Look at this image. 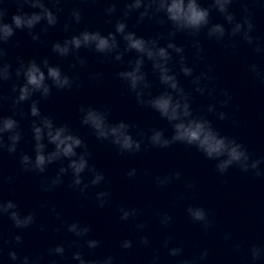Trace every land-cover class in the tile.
<instances>
[{
  "label": "clouds",
  "instance_id": "clouds-1",
  "mask_svg": "<svg viewBox=\"0 0 264 264\" xmlns=\"http://www.w3.org/2000/svg\"><path fill=\"white\" fill-rule=\"evenodd\" d=\"M82 3H103L101 15L104 23L112 30L104 33L85 26L77 30L74 25L84 21L83 9L72 7L62 25L66 35L62 40L51 43L50 52L61 61L69 57V69L87 67V59L81 50L94 53L101 64H118L115 79L134 97L136 104L157 114L166 121L171 134L165 128L151 127L147 131L139 124L125 120L112 122L108 107L78 105L79 123L87 127L91 135L101 143L111 145L121 156H137L151 149H169L175 144L194 148L209 161L215 162V170L225 176L229 169L251 173L264 178V156L255 157L235 136L224 135L214 124L230 120L238 124L224 109L231 105L232 95L227 88L219 87L218 77L213 75L215 65L208 62L204 41L217 45L226 56H235L240 47L264 59V41L256 35L255 14L264 11L262 0H80ZM67 0H0V107L10 101L11 115L0 114V158L7 153L14 156L19 173L39 177V191L52 193L61 186L90 199L93 206L103 209L112 200V192L106 186L111 181L104 172L91 163L93 153L84 139L69 123H57L54 118L41 111V101L48 100L56 92L79 90L84 86L79 74L70 75L61 63H51L49 56L32 57L25 60L15 57V67L7 59L5 45L19 32H25L34 43L43 45L42 34L60 24V14ZM9 5H15L11 11ZM239 5V15L234 8ZM218 14L223 22L214 21ZM129 21H133L131 27ZM39 26V31L37 27ZM145 27L154 29L151 35H140ZM183 38L186 44L177 43ZM15 47H20L19 41ZM246 71L252 80L264 87V68L256 60L243 57ZM203 65V67H201ZM200 69L197 71V69ZM101 72L88 73L89 83L102 79ZM181 78L187 81L186 88ZM9 85L5 92L4 85ZM156 88L157 91H153ZM196 95L214 101L193 107ZM223 97L218 99L217 97ZM27 104V111L24 105ZM16 117H19L17 119ZM29 119L30 138L21 126ZM21 143L30 145V151L20 148ZM49 146H52L49 150ZM54 174H49L50 168ZM128 179H135L137 169L125 173ZM145 175H148L145 172ZM179 171L156 175L153 183L164 189L181 179ZM13 177L4 175L0 168V221L7 219L16 230L15 235H6L0 229V260L7 258L9 264H60L73 261L75 264H118L113 254L97 255L103 241L93 236V228L79 220H70L57 210L55 204L39 203L30 210H23L15 200L5 199L2 191L11 185ZM185 189L194 191L193 181L185 183ZM99 189L97 191H91ZM187 197L180 194L177 201ZM194 199V198H193ZM84 205H81L83 207ZM47 208L58 225L51 228L38 222V209ZM184 211L189 220L198 224L204 234H210L215 222L210 212L202 205L188 203ZM116 212L120 221H134L137 232L148 227L141 220L144 211L138 207L118 204ZM153 218L164 230L170 229L172 215L167 211H152ZM34 229L49 233V243L39 251L25 252L26 230ZM59 240L57 242V238ZM222 239L229 243L231 233H224ZM147 235L138 240L123 238L118 241L119 249L127 253L134 247L151 248ZM161 248L167 250L169 258H179L176 264H202L208 260L207 249L197 255L186 256L185 244L177 241L174 234L163 237ZM232 251L239 255L240 264H264V240L251 243L246 248L233 243ZM58 258V259H57ZM160 249H154L148 264H161Z\"/></svg>",
  "mask_w": 264,
  "mask_h": 264
}]
</instances>
